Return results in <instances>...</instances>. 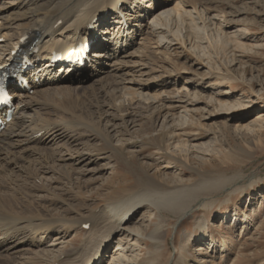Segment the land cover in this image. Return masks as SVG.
<instances>
[{"label":"rangeland","instance_id":"374dc122","mask_svg":"<svg viewBox=\"0 0 264 264\" xmlns=\"http://www.w3.org/2000/svg\"><path fill=\"white\" fill-rule=\"evenodd\" d=\"M184 1L188 9H191L192 1L198 7V12L194 14L197 26L193 33L187 35L184 29L180 31V35L185 38V48L172 37L179 31L178 25L165 14L161 20L163 33L152 35L149 25H146L145 30L148 29L149 34L145 32L138 36L129 51L133 56L113 62L122 70L117 74L121 73L119 75L123 76L128 73L124 76L126 86L121 93L122 97L134 101L131 105L128 104L129 111L133 114L127 128L120 125L118 119L112 121L115 125L112 140L114 144L121 145L124 142L122 133L126 132L136 138L139 126L151 117L153 105L163 102L162 115L154 121L153 133L171 126L200 130L202 135L185 146L186 152L194 159L193 166L196 168L183 167L180 162L169 163L171 158H160L157 154L156 160L151 161L153 167L150 173H162L168 183L191 184L197 179L198 168L211 169L232 178L220 186V189L207 195L206 206H196L184 220H178L174 214L163 211L166 222L164 221L162 234L159 233L161 237L156 242L150 238H142L155 228L157 215L151 214L147 207L141 208L127 227L138 231L142 237L138 239L127 231H121L110 242V253L121 238L123 248L125 247L122 252H127L129 256L135 255L130 256L134 260L139 259L134 264H168L171 257L178 258L180 255L185 257L184 264H264V121L260 122V132L257 131L260 124L255 122L258 115L263 114L264 117V0ZM172 6L171 3L165 7L174 16ZM114 75L113 72L104 71L93 80L73 83L72 97L80 99L81 104L71 103L69 100L63 103L69 105V109L72 105L77 109L75 111L80 115L79 120L88 121L91 115L95 117L89 110L92 104L97 103L96 96L92 93L94 88L101 89L102 85H107L108 81L114 79ZM104 91L107 92V88ZM28 93L30 96L34 95L33 92ZM155 97L158 99H154ZM64 98L69 97L64 95ZM38 99L49 103L48 109L43 111L47 119L55 122L66 118L56 112V108L61 105L56 96H38ZM104 101H101V105L108 103L107 99ZM96 118L94 120H98ZM132 119L135 121L133 124ZM190 124L192 126H188ZM102 129H106V123ZM68 130L77 139V144L72 149L89 152L94 162L75 164L71 179L54 172L42 173L33 179L30 172L28 174L26 169L21 170L27 180L34 182L36 188L47 189V193L39 192L42 196L47 195V201L41 205L27 198L24 183H8L9 187L1 186V190L2 193L14 191L29 206H47L48 214L65 218L68 223L64 226L65 241L56 250L61 249L62 252L79 248L85 253L88 240L86 233L89 229L81 221L99 210L116 194V183L114 185L113 181L127 177L131 184L134 182L135 177L141 174V161H145L140 157L148 155L150 151L143 150L142 155L136 153L139 155L136 156L137 159L130 156L131 159L129 150L122 148L123 151L112 156L95 130L80 124L68 126ZM42 144L45 147L42 158L65 150L58 142L47 145V141H44ZM113 163L116 166L112 167ZM9 173L12 172H6L7 175ZM222 209L231 212L229 218L213 220L214 215H211ZM202 219L211 220L208 227L210 236L207 237L214 239V247H204L200 243L201 239H197L200 231L197 221ZM64 227L58 226L49 236L48 243ZM93 234L100 239L103 230L93 231ZM190 237L193 239L189 248L186 252H181V245ZM13 256L9 254L0 258V264L10 263Z\"/></svg>","mask_w":264,"mask_h":264},{"label":"bare ground","instance_id":"6f19581e","mask_svg":"<svg viewBox=\"0 0 264 264\" xmlns=\"http://www.w3.org/2000/svg\"><path fill=\"white\" fill-rule=\"evenodd\" d=\"M171 3L172 10L175 11H173L174 16H171L165 7ZM190 7L191 9L186 8L184 0H14L10 2L0 0V71H6L8 67L20 63L15 72L17 76L23 75L29 79L34 93L30 96L28 93L30 91L18 83L17 79L12 83L11 90L16 98L13 119L0 132V171H2L0 175V258L9 254L14 255L7 264H134L137 260L133 258L135 255L130 257L127 252H122L125 250L122 244L123 239H119L111 253L110 242L121 231H127L129 235L138 239L142 237L138 231L127 227L141 208L147 207L151 214L157 215L154 222L155 228L144 234L142 238L144 240L150 238L156 242L161 237L159 233L165 226L163 211L174 214L178 220H184L191 215L196 206L201 204L206 206L207 195L213 193V190H218L232 178L211 169L198 168L197 179L193 183H168L162 177V173H150L153 167L151 161L156 160L157 154L160 158H171L172 161L169 163L180 162L183 167L196 168L193 166L194 159L186 152L185 146L202 135L200 130L178 129L176 126H171L153 133L154 121L162 115L163 102L153 105L151 117L139 126L136 138L130 132H126L122 133L124 142L121 145L114 144L112 140L115 130L112 121L118 119L120 125L127 128L133 114L128 106L134 101L122 97L121 93L126 86L124 76L128 73H124L123 76L119 75L121 73L117 74L122 70L113 62L133 56V53L129 51L138 36L145 32L149 34L148 29L145 30L146 25H149L152 35L163 33L161 20L165 14L178 25L179 31L172 37L177 40V44L185 48V38L180 35V31L184 29L187 35H191L197 26L194 16L198 12L196 2L192 1ZM25 37H27V44L23 43ZM81 43H89L90 49L91 46L93 49V51L91 49L90 61L85 68L81 65L66 67L61 65L56 68L50 64L54 51L61 52L64 59L69 55L72 47ZM86 63L87 60L83 65ZM25 66L28 68L22 71ZM104 71L113 72L115 75L113 80L106 83L107 85H102L101 89L94 88L92 92L96 96L97 103L92 104L89 110L98 120H94L95 117L92 115L90 119L88 118L89 120L85 118L88 121L79 120L80 115L75 111L77 109L72 107L73 105L69 109V105L63 103L69 100L72 101L71 103L81 104L80 99L72 97L71 86L73 83L81 84L86 79L93 80ZM72 72L75 73L69 77L68 75ZM105 88L107 92L104 91ZM51 95L61 101V105L56 106V112L66 117L65 119L52 122L44 116L43 111L48 109L49 103L41 101L38 96L50 97ZM64 95L69 98H64ZM105 99L108 103L101 105V101ZM2 119L5 121V117ZM256 120V124H260L257 131L260 132L262 128L260 122L264 121L263 114L258 115ZM134 122L132 119L131 123ZM105 123L106 129L103 130ZM2 124L1 121L0 127ZM78 124L95 130V134L103 139L104 147L112 153V156L120 152L122 148L129 150V157L133 158L138 155L136 153L142 155L143 150L150 151L148 155L144 154L140 157L145 161H141V174L135 177L134 182L131 184L127 177L113 181L114 185L116 183V194L99 210L84 218V223L81 221L84 227L88 225L89 229L86 233L88 250L85 247V253L79 248L62 252L61 249L56 250L58 245L65 241L64 226L68 224L65 218H56L53 214H48L47 206H29L14 191L2 193L1 190V186L9 187L8 183H24L23 188L24 193L28 195L27 198L41 205L42 202L47 201V195L42 196L39 192L47 193V189L45 191V189L36 188L34 182L27 180L21 170L26 169L28 172H25L28 174L30 172L33 179L46 172L63 174L67 176V179H71L75 172V164L85 161L94 162L89 152L72 149L73 145L77 144V139L70 133L68 126ZM148 129L150 130L147 131ZM77 130L80 132L79 128ZM44 141H47V145L58 142L59 146H63L65 150L42 158L45 150L42 144ZM20 150L23 152L21 153ZM114 166L116 163H113L112 167ZM8 171L12 173L7 175ZM213 215V220H224L229 218L231 212L228 209H222L213 213L211 217ZM210 221L209 219L197 221L200 227L197 239H201L200 243L204 247L207 245L214 247L216 244L213 238L207 237L210 236L208 230ZM58 226H63V231L56 233L54 240L48 243L49 236ZM100 230H103V235L97 239L93 231ZM89 235L92 237L90 238ZM191 239L193 238L190 237L181 245V252L184 253L189 248ZM50 246L52 247L49 248ZM184 258L183 255L178 258L171 257L168 264H184Z\"/></svg>","mask_w":264,"mask_h":264}]
</instances>
